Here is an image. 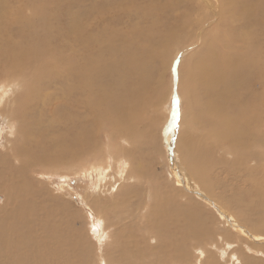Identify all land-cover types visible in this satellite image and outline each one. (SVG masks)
Instances as JSON below:
<instances>
[{"label":"rangeland","instance_id":"1","mask_svg":"<svg viewBox=\"0 0 264 264\" xmlns=\"http://www.w3.org/2000/svg\"><path fill=\"white\" fill-rule=\"evenodd\" d=\"M149 1L76 0L78 6L74 9L83 16V29L92 34L100 25L106 24L111 31L116 28L119 36L114 38L113 45L125 42L129 48L128 57L118 60L113 57L107 39L84 37L80 47L64 43V55L70 58L80 53L77 58L80 65L87 55L96 53L101 54V68L106 69L107 63L115 61L118 73L113 77L104 76L106 79L100 81L101 87L108 88L109 93L118 87L114 82L118 74L122 76L124 86L138 83L141 76L148 82L133 112V143L106 129L103 121H94L86 105L83 110L70 107L73 102L67 98L63 65H57L52 75L45 76L40 84L31 85V91L38 92L34 95L32 108H26L27 102H20L26 84L1 75L0 239L9 244L16 255L32 256L38 263L43 246L61 250L68 264H79L78 256L81 257L80 264H245V259L264 264L263 222L249 203V194L240 186L241 172L236 173L230 167L237 158L233 150L239 147L240 141L233 140L231 148L232 144L225 138V128L216 124L211 126L212 142L208 144L214 146V153L202 163L203 169L208 170L200 182L192 178L188 165L177 151L178 141L173 142L170 138L169 143L171 134L175 140L178 133L188 132L190 127L193 128L191 133L197 136L204 133L206 127L210 130L212 118L204 105L196 108L187 89L186 74L187 68L195 65L197 57L207 51V45H216L222 58L223 51L227 53L231 48L239 51L243 47L236 41L227 48L225 40L250 30L255 38L251 36L247 42L249 44L252 39L254 45L262 48L260 56L263 60L262 11L251 7L254 0H238L225 5L210 0L212 9L206 11L201 0H157L149 7L154 5L158 16L163 15L160 18L162 28L178 24L175 22L182 15H188L189 20L187 34L177 32L173 38L189 36L178 43L171 41L173 46L165 47L153 42L159 38L154 19L139 14V9L147 6ZM169 4H176L178 11L165 12L163 7L167 8ZM251 18L256 23L249 20ZM199 19L201 27L196 26ZM247 19L254 28H248ZM113 22L118 24L114 27ZM149 34L154 38L147 43ZM244 47L247 49L246 45ZM213 49L216 50L215 46ZM139 54L145 68L141 67L137 76ZM17 107L21 113H27L23 118L24 122L29 121L27 128L14 117ZM80 111L83 113L76 116ZM262 115L258 121L260 126L254 121L249 133L251 138L246 139L248 146L253 148L249 146L247 151L252 154L261 146L264 149V112ZM69 116L73 125L85 123L86 138L78 151L75 152L77 148L74 150L73 156L68 153L58 155L53 142L66 137L63 128L65 118ZM206 132L204 137L208 135ZM21 134L28 135L26 146L33 150V155L47 147L49 158L35 162L32 157L23 162L15 153L16 144L17 149L23 145ZM259 155L264 157V150ZM239 158L241 167L256 168L255 161L246 164L244 152ZM128 171H132L128 175L130 181L125 179ZM100 176L103 179H99ZM173 208L184 218L171 221ZM181 225L185 236L177 232V226ZM37 250L40 253L35 252Z\"/></svg>","mask_w":264,"mask_h":264},{"label":"bare ground","instance_id":"2","mask_svg":"<svg viewBox=\"0 0 264 264\" xmlns=\"http://www.w3.org/2000/svg\"><path fill=\"white\" fill-rule=\"evenodd\" d=\"M155 1L157 0H150L147 6L139 9L141 10L139 11L141 17L154 19L153 23L156 27L155 30H157L156 35L160 39L157 38V40H154L153 42L158 45L168 47L173 46L171 41H176V43H178L181 42L185 37L189 36H179L177 39L173 38V36L178 33H183L184 35L187 34V29L189 27L188 15H182L183 17L179 16L177 22H175L178 24H173L171 26L168 25L167 27L162 28L160 26V18H162L163 15L158 16L156 9H154V5L149 7V5L153 4V2ZM212 1L214 2V4L219 5L230 4L233 1L238 2V0ZM76 6H78V4H76V0H0V77L1 75H5L7 79H11V81L15 79L22 82L24 85L26 84V86L24 87V90L26 92L24 93V96H21L22 99L20 100V102H27L26 108H32L31 104L33 102L34 95H37L38 92L31 91V85L34 83H39V81L45 76L49 77L50 75H52L53 70L57 65H63L65 68L63 83L65 86L67 98L69 101L73 102V106L70 105V107L75 109L76 107H81L83 110V107L86 105L88 107L87 111H90V114L94 121H103V125L106 127V129L108 128L110 129V131H113L117 137H126L129 142L131 141V143H133L132 138L134 137V131L131 128L134 121L133 112L139 105L141 97L146 91L145 86L148 82L145 81V78L141 76L137 80L138 83L135 81L130 86H124L122 76L118 74L116 79L114 78V82H116L118 87H115L109 93L107 92L108 88L101 87L100 81L102 79H106L104 76L113 77L118 73V66L115 64V61L107 63V65L105 66L107 68L104 69L100 67V53L87 55L83 62V65H80V61H78L77 59L80 53L76 54V56H69L70 58L64 55V47H66L64 45L65 42H67L68 44H76L77 47H80V41H82L84 37H90L92 40H95L96 38H100L102 40L107 39L110 46H112L110 50L112 49L113 51V57H117V60L125 56L128 57L129 48L127 45H125V42H121L119 45H113L114 38H117L119 36V32L116 30V28L111 31V29L108 28L105 24L98 26V29H96V31L94 30L92 34L90 33V30L85 31L83 29L84 25H82V23H84L85 21L79 11H75L77 10L74 9L76 8ZM201 6L205 11L207 9H212L210 0H201ZM251 7H253L255 11L261 10L262 12H260L262 13V16H260V20L261 17H263L264 20V0H254ZM146 8H148V10H146ZM163 9H165V12L168 11L169 13L171 11H178L176 4H169L167 8L163 7ZM248 18H250V16H248ZM201 19H203V17ZM201 19L196 21V26L201 27ZM249 20L253 21L252 18ZM249 20L247 19L245 21V24L249 29H252L254 27L252 26L253 24L249 22ZM258 21L259 19L257 20V22ZM112 24H114L115 27L118 22H113ZM261 24L264 25V23ZM242 32L243 33H238V36L234 34L230 38H227L225 40L226 45H224L228 48L232 46V43L234 45V43L236 44V41H240L243 47H241L239 51H233L234 49L231 48V50H229L227 53L223 51L224 55L222 58H220L217 53L219 51V48L216 45L209 44L206 46V48L208 49L206 52H204V54L199 51L202 55L199 57L197 56L200 54L196 55L197 60L195 65L189 66L187 68L186 74L188 92L190 93L191 97L194 98V103L197 105L196 108H201L202 105H204V110L212 118L210 130L207 127L203 129L204 133L207 131L206 134L208 133V137H204V133L202 132L203 130L201 131L202 133H200V135H193L191 133L193 128L190 127L188 132H182V134L178 133L179 136L176 135L175 140L173 134L169 136V139L171 138L173 142L178 141L177 151L180 152L182 158L185 161V164L188 165L187 169H189L190 175L192 174V178L197 182L201 181V177L205 176L208 170L203 169L202 163L207 159H210L212 152L214 153V146L211 145V143L208 144V142H212V138L210 137L212 136L211 126H214L216 124L218 127H224L225 138L229 140L230 145L232 144L233 140H239V147L236 150H233L237 158L233 160V162L230 164V167L237 171L236 173L241 172L240 176L242 181L240 182V186L249 194V203L254 206L256 215L258 212L259 219L263 222L264 229V215L262 214L264 213V194H258V192H264V157L262 156L263 154L259 155L260 152L264 149L262 148V146L260 147V144L258 142V146L260 148L256 149L257 153H249V151L247 150L251 145L248 146V142H246L247 138H251L249 133L252 123L256 121L254 123H258L257 125L260 126L261 123H259L258 121L260 116H263L262 113L264 112V58L263 60H261L260 53L262 48H260L258 44L254 45L252 39L248 44L247 39L251 38L252 36L250 30ZM229 34L230 33H224V35L227 36ZM203 35L204 34H202V36ZM262 36L264 37V35ZM70 37H72V39H69ZM219 37L220 36L216 37V39H219ZM153 38L154 37L149 34L147 37V43L150 42V40H152ZM202 45H204V43H202ZM245 45L247 49L244 47ZM213 46H215L216 50L213 49ZM215 59L218 60L216 61ZM141 67L145 68L140 63L139 54L138 65L136 68L137 76L140 75ZM3 79H5V77ZM46 83L49 84V81H47ZM98 87H100L102 90H96ZM29 92L31 94L26 97ZM202 98L204 101L203 103ZM57 107L59 106L57 105ZM19 108L15 111L14 117L19 122L26 125L27 128V124L29 121L24 122L26 120L23 119L25 116H27V113H21L19 111ZM57 111H59V109ZM260 111L262 112L261 115L259 114ZM78 113L79 114L76 116H80L83 111H80ZM55 114L56 113H54V115ZM191 115H193V113ZM202 117L204 118V116ZM39 118L40 117H38V119ZM194 119L196 120V117H194ZM71 121L72 120L70 116L65 118L63 131L67 133L65 135L66 137H64L62 140L56 139L57 141L53 142L55 151L58 155L68 153L70 154V156H73L74 153L78 151L79 146L84 142L86 138L85 135L87 133L85 123L73 125ZM260 121L262 122V120ZM258 126H256L255 128H257ZM20 136L23 140V145L17 149V143V151L15 150V153L22 159L23 162L32 159V157L34 159L33 161L35 162H41L49 158L47 147H45L42 151L36 153V155H33V150H28L26 146V142H28V135L26 136L21 134ZM171 139L169 143L171 142ZM259 141L261 142V140ZM252 145L254 146V144ZM37 147L36 149H38ZM203 147H205V149ZM76 148L77 150L74 152ZM231 148H233V144L231 145ZM242 152L246 154V164L255 161L256 168H250L249 166L241 167L242 163L241 159L239 158V154H242ZM130 172L132 171H128V173L125 175V179L129 181L131 179V177L128 176ZM101 178L103 179V177L100 176L99 179ZM179 191H177L178 195H180ZM237 203L243 205L241 201H238ZM173 204L174 203H172V205ZM245 207H248V205H246ZM249 208L252 207L249 206ZM171 213V221H173V219L177 220L178 218H184L183 214L176 211L175 209ZM177 227V232L185 236L183 234V231L185 230L183 225ZM256 236L258 237V235ZM0 240V264H50V261H52L53 264H68V262H66L63 258V252L61 250H57L56 248L47 249V247L45 248L42 246L41 248L43 250L41 251L42 254L39 256L38 263L36 262V259L33 260L32 256L22 254L16 255L9 247V244L7 245L2 239ZM35 252L40 253L39 250ZM245 260V264H248V262L249 264H256L251 262L250 259ZM76 261L80 264L81 257L78 256Z\"/></svg>","mask_w":264,"mask_h":264}]
</instances>
